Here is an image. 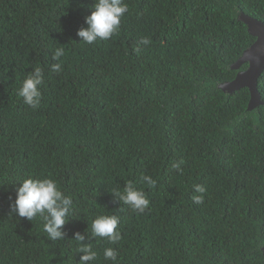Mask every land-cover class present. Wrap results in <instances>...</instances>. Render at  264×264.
I'll use <instances>...</instances> for the list:
<instances>
[{"label":"trees","instance_id":"16d2710c","mask_svg":"<svg viewBox=\"0 0 264 264\" xmlns=\"http://www.w3.org/2000/svg\"><path fill=\"white\" fill-rule=\"evenodd\" d=\"M125 2L119 31L85 44L77 31L95 0H0V264H79L76 232L118 251L84 264H264V104L249 109L248 87L220 88L249 67L231 68L256 41L240 13L264 22V0ZM36 67L32 109L17 91ZM258 87L264 100V71ZM29 174L73 198L62 240L12 212ZM127 180L147 193L143 213L113 194ZM100 214L119 217L118 243L91 236Z\"/></svg>","mask_w":264,"mask_h":264},{"label":"clouds","instance_id":"9594fccd","mask_svg":"<svg viewBox=\"0 0 264 264\" xmlns=\"http://www.w3.org/2000/svg\"><path fill=\"white\" fill-rule=\"evenodd\" d=\"M93 10L85 16L86 27H81L77 31L80 41L85 44H96L107 41L116 34L121 26L122 18L129 11L125 0H95ZM150 40L142 37L139 44L147 45ZM135 51L139 52L137 46ZM65 55L63 47L56 48L53 59L59 60ZM51 71H61V64L56 63L51 66ZM44 82V73L40 67L26 76L17 91V95L22 98L24 104L32 109L40 106L42 93L40 86ZM184 161L175 162L172 168L182 171L181 164ZM19 187L16 189L14 202L10 205L12 212L18 217L33 221L37 216L43 218V231L51 241L62 240L64 238L63 227L66 224L70 213L73 210V198L66 196L61 190L58 182L51 176H37L29 174L22 180H18ZM141 183L149 188H155L157 180L152 176L144 174L141 176ZM192 199L194 203L200 204L204 201L206 188L200 184L194 185ZM114 196L124 205L132 210L143 213L150 204L147 193L143 188L136 187L132 180H127L123 190H114ZM119 217L114 214H100L91 221V236L94 238H104L110 244H116L122 239L119 230ZM74 240L78 242L77 251L83 253L80 256L79 264L95 261L97 253L106 260L116 262L118 251L113 247H106L104 252H96L92 243H83L85 236L80 232L75 233Z\"/></svg>","mask_w":264,"mask_h":264},{"label":"water","instance_id":"95a60500","mask_svg":"<svg viewBox=\"0 0 264 264\" xmlns=\"http://www.w3.org/2000/svg\"><path fill=\"white\" fill-rule=\"evenodd\" d=\"M240 20L246 23L249 32L256 37V41L242 53L231 68L240 69L244 64H248L249 67L241 70L235 80L222 83L220 88L234 92L241 87H248L251 92L249 109H253L264 104L258 87V80L264 71V22L244 12L240 13Z\"/></svg>","mask_w":264,"mask_h":264},{"label":"flooded vegetation","instance_id":"af4514ba","mask_svg":"<svg viewBox=\"0 0 264 264\" xmlns=\"http://www.w3.org/2000/svg\"><path fill=\"white\" fill-rule=\"evenodd\" d=\"M237 61H238V60H237ZM237 61H236V62H237ZM236 62H235V63H236ZM234 80H235V79H234ZM232 81H233V80H232ZM241 88H242V87H241ZM241 88H240V89H241ZM238 90H239V89H238Z\"/></svg>","mask_w":264,"mask_h":264}]
</instances>
